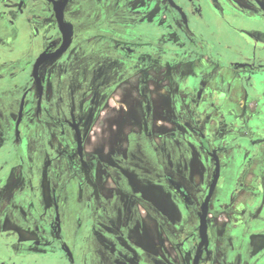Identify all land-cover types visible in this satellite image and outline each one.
<instances>
[{"label": "flooded vegetation", "instance_id": "af4514ba", "mask_svg": "<svg viewBox=\"0 0 264 264\" xmlns=\"http://www.w3.org/2000/svg\"><path fill=\"white\" fill-rule=\"evenodd\" d=\"M57 1L0 0V264H264V250L251 245L264 236V162L254 165L264 158V130L244 118L242 148L241 132L232 126L225 135L214 116L230 97L251 111L244 98L259 95L252 81L264 72V51L224 62L197 29L205 6L264 19L256 1L68 0L74 36L56 56L64 42ZM252 37L264 49V33ZM110 102L143 123L132 126L123 158L116 143L112 162L87 149ZM257 107L250 114L260 115ZM162 117L173 127L159 134ZM212 137L230 141L215 147ZM195 149L204 187L173 163L174 151ZM95 160L100 193L86 174ZM217 164L204 243L200 216Z\"/></svg>", "mask_w": 264, "mask_h": 264}, {"label": "rangeland", "instance_id": "374dc122", "mask_svg": "<svg viewBox=\"0 0 264 264\" xmlns=\"http://www.w3.org/2000/svg\"><path fill=\"white\" fill-rule=\"evenodd\" d=\"M261 10H256L254 13L258 14ZM197 29L200 32V39L205 40V43L210 48V51L213 52V54L216 56V58H221L222 61L228 62L233 61L235 63H243L248 58H259L263 54V47L261 45L257 46L253 43V32H263L264 33V19L261 18H251L247 15L243 14H229V13H223L221 10H217L213 7L205 6L204 8V16L203 18L197 23ZM203 37H202V36ZM24 36L20 35L17 38V45L20 46L22 41H24ZM15 53L12 54L14 56ZM159 70V69H158ZM256 79V78H254ZM144 80V79H143ZM21 82V79H16L15 83H13V86L19 84ZM254 83V86L256 89H259L260 83L259 81L255 80L252 81ZM135 84V82H133ZM136 85V84H135ZM259 85V87H257ZM126 89H129V86H125ZM128 97H130L128 95ZM156 97V96H155ZM115 99L117 103H120V101H124L127 103L128 106L132 107L134 105V99H122L115 95ZM157 104L159 105L161 103V100H156ZM120 105V104H119ZM118 105V108L121 106ZM121 108V107H120ZM128 118V117H127ZM124 115L120 114V111L117 110L115 107L114 102H110L102 115L100 121L96 124L94 132L90 135L89 142L87 149L90 151L89 154H91L94 158L95 155L100 154L101 158H103L105 161L112 162L111 159H114L113 154L116 152L114 149L115 146H117L116 143H119L121 150H120V157L123 158L124 152L128 151L130 137L132 136L131 131L134 130L133 127L140 128L142 124H140L141 118L139 117H129L127 119ZM11 122L13 123L14 117L11 116ZM158 124L161 126L158 129V133L160 134L161 131H169L173 126L170 124L169 120L165 117L159 118ZM133 126V127H132ZM164 132L163 134H165ZM188 137H190V134H186ZM198 141L197 139H195ZM160 141V140H158ZM7 148V147H4ZM118 152V151H117ZM177 152H179V156L177 157ZM174 151L173 155V163L177 160L184 163V168H182V171L186 175H190L200 186L204 187L207 183L206 174L203 171V166L200 163L201 160H203V156L200 153V150H180V151ZM179 158V159H177ZM181 158H183L181 160ZM195 164L194 169L192 166H190V169L188 167V162ZM127 163V162H126ZM175 164V163H174ZM175 167H178L176 164ZM99 169L98 163L95 160V163L92 164L91 169L89 171H86L87 177H88V183L90 186L93 185L94 188H92V191L96 193L98 189V175L97 170ZM192 170V172H191ZM92 171H94V177H92ZM229 180L227 181L226 185L228 186ZM218 191H220L218 189ZM97 197L100 201L101 197ZM100 206V205H99ZM171 214V213H170ZM141 215V214H140ZM139 216V215H138ZM143 216V214H142ZM146 216V214H144ZM222 216V215H221ZM147 219V218H146ZM142 229V226L138 227V229ZM135 236V235H134ZM134 241L136 244L145 242L146 239H140L139 237L135 236ZM164 242V241H160ZM133 243V242H132ZM154 244H159L154 243ZM168 245L170 246V242H168ZM169 251L172 252L175 256V252L173 249L169 248ZM35 260L34 258H32ZM38 260V259H36ZM177 262V261H175ZM39 264H56L53 261V258H48L47 260H40Z\"/></svg>", "mask_w": 264, "mask_h": 264}, {"label": "crops", "instance_id": "0c3cea01", "mask_svg": "<svg viewBox=\"0 0 264 264\" xmlns=\"http://www.w3.org/2000/svg\"><path fill=\"white\" fill-rule=\"evenodd\" d=\"M225 69V68H224ZM255 76V80L259 81L260 83V87L259 85H257V87H259V89H256V87L254 86L255 89V93L256 97H246L244 98V100L246 99V101L250 102H254L253 104V108L250 109L252 112L255 110V105L258 104L257 109H259L260 107V115L255 116V114L251 113V111H249L248 109H244V102L242 101L240 102V100L235 99L230 97L226 103H222L219 102V104L222 106V108L220 110H218L214 116L222 119V121H220V130L222 133H224L225 135L229 133L227 131V128H230L233 126V128H235V131H239L241 132V142H238L236 144H239V146H241L242 148L244 147V118H246V121L248 122V124L252 125L254 128H259L264 130V72H258L255 75H253V77ZM218 104V105H219ZM223 104V105H222ZM237 121V122H236ZM222 126H225V128H223ZM235 126V127H234ZM261 134V133H259ZM228 137H224V138H216V137H212V142L215 144V147H219L220 143H222V140L226 141L229 143L230 140L227 139ZM232 143H234V141L236 140H231ZM224 144H227L226 142H223ZM258 148L261 149L262 151L264 150V143L258 145ZM264 162V158L259 157L255 160V164L254 165H258L260 166V164H262ZM241 163V162H239ZM238 163V159H236L234 161V165H243V164H239ZM237 180V178L235 179V181ZM241 194L242 197H244V184H243V189L241 190ZM242 199L240 200H236L235 203H233L231 205L232 208L238 207L239 205L242 204ZM251 245L253 246V251L254 254H258L259 252H262L264 250V236H258L256 238H252L251 240Z\"/></svg>", "mask_w": 264, "mask_h": 264}, {"label": "water", "instance_id": "95a60500", "mask_svg": "<svg viewBox=\"0 0 264 264\" xmlns=\"http://www.w3.org/2000/svg\"><path fill=\"white\" fill-rule=\"evenodd\" d=\"M255 1L258 4V6L260 7V9L264 12V0H255ZM67 3H68V0H65V1L60 0V1L55 2V11H56L57 20L59 22V26H60V29L63 33V38H64L63 46L58 51L56 56L63 54L69 48V46L72 43L73 36H74L73 25L70 23H66L64 20V9H65V6L67 5ZM46 59H47V55L43 54L41 56V58L39 59L38 63L36 64L34 72H35V77H36L38 83H39L38 69H39V66L46 61ZM80 147H81V143H80ZM219 173H220L219 164H217V172H216V175H215L214 180L212 182L210 193H209L206 201L202 205V213L200 216V232H201V236L203 238L204 243H207V240H208L207 219H208L209 204H210V200H211L213 191H214L215 187L217 186V183L219 180ZM195 264H198V257L196 258Z\"/></svg>", "mask_w": 264, "mask_h": 264}]
</instances>
